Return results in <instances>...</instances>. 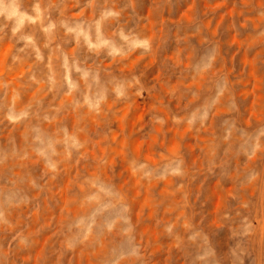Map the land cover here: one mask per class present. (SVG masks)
Wrapping results in <instances>:
<instances>
[{"label":"rangeland","instance_id":"rangeland-1","mask_svg":"<svg viewBox=\"0 0 264 264\" xmlns=\"http://www.w3.org/2000/svg\"><path fill=\"white\" fill-rule=\"evenodd\" d=\"M0 264H264V0H0Z\"/></svg>","mask_w":264,"mask_h":264}]
</instances>
